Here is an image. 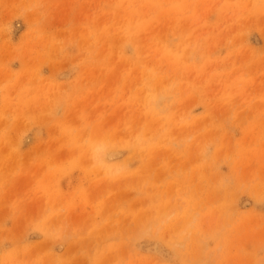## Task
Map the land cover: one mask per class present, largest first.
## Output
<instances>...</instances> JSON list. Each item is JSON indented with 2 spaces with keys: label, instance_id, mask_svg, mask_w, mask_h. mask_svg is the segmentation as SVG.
Segmentation results:
<instances>
[{
  "label": "rangeland",
  "instance_id": "rangeland-1",
  "mask_svg": "<svg viewBox=\"0 0 264 264\" xmlns=\"http://www.w3.org/2000/svg\"><path fill=\"white\" fill-rule=\"evenodd\" d=\"M264 264V0H0V264Z\"/></svg>",
  "mask_w": 264,
  "mask_h": 264
},
{
  "label": "snow or ice",
  "instance_id": "snow-or-ice-1",
  "mask_svg": "<svg viewBox=\"0 0 264 264\" xmlns=\"http://www.w3.org/2000/svg\"><path fill=\"white\" fill-rule=\"evenodd\" d=\"M162 264H163V262H162Z\"/></svg>",
  "mask_w": 264,
  "mask_h": 264
}]
</instances>
